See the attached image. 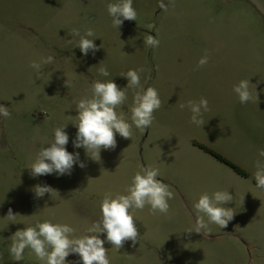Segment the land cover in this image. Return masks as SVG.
Listing matches in <instances>:
<instances>
[{"label": "rangeland", "instance_id": "obj_1", "mask_svg": "<svg viewBox=\"0 0 264 264\" xmlns=\"http://www.w3.org/2000/svg\"><path fill=\"white\" fill-rule=\"evenodd\" d=\"M117 2L0 0V104L10 112L7 118L0 115V264H46L30 248L22 261L9 253L15 232L37 223L68 225L74 229L71 238L95 234L88 230L101 219L106 194L127 195L142 167L159 170L157 178L172 193L169 211L153 214L150 205L130 209L138 242L127 241L117 251L106 241L110 264H264V191L254 180L256 162L264 164L259 155L264 150V0H175L168 11L159 8V0H133L137 19L125 20L119 29L106 7ZM72 29L81 35L92 29L89 38L99 50L84 56ZM146 35L157 36L159 46L147 47ZM206 54L208 63L198 67ZM48 56L54 63L40 71L30 67ZM100 67L110 75H99ZM140 68L141 86L158 90L161 108L150 128L141 132L133 124L131 139L117 134L116 148L102 150L93 161L72 143L74 101L91 98L97 80L113 79L124 88L121 74ZM241 80L250 81L252 94L244 104L233 91ZM135 91L126 89V101L115 109L130 124ZM201 97L208 111L202 109L205 124L197 126L190 110L179 105ZM65 125L67 150L79 152L86 166L75 165L71 175L32 177L28 168L38 152L49 146L54 129ZM38 184L57 192L37 198ZM217 191L233 196L221 205L235 213L226 228L194 208L202 194ZM9 208L14 220L6 217ZM197 216L207 235L186 233ZM66 259L82 264L77 254Z\"/></svg>", "mask_w": 264, "mask_h": 264}, {"label": "clouds", "instance_id": "obj_2", "mask_svg": "<svg viewBox=\"0 0 264 264\" xmlns=\"http://www.w3.org/2000/svg\"><path fill=\"white\" fill-rule=\"evenodd\" d=\"M158 6L163 11H168L169 7L175 8V0H169L168 4H165L164 0H159ZM106 7L112 17L113 27L117 29L123 25L125 20L136 21L137 19L133 0H119V2L110 3ZM70 35L79 37L77 47L84 56L90 52L94 55L99 50L94 39L89 38L95 35L92 29H87L83 35L79 29H72ZM159 43L157 36L146 35L144 39V44L153 49L158 47ZM52 63H54V58L48 56L42 60V63L33 61L30 67L40 71L42 65ZM207 63L208 56L206 54L199 60L198 67H203ZM98 71L101 76L110 75L106 67H100ZM143 71L144 69L140 68L121 74L127 79V85L124 88H120L113 79L107 82L97 80L92 85L93 95L91 98L74 101L78 113L75 116V122L72 123L77 128L76 137L72 141L74 148H83L87 157L93 161H99L102 150L116 148L117 134L124 139H131L133 124L141 132L150 128L154 119L153 113L161 108L162 102L157 89L147 87L145 90L141 86L139 73ZM249 84V80H241L233 88L242 104L252 99ZM65 86L70 88L73 85L67 79ZM129 88L139 89L134 92L133 96L132 124L119 116L115 110L117 106L123 105L126 101V89ZM179 107L181 110L185 107L190 110L192 113L191 123L197 126L205 124L202 119V109L208 111L206 98L201 97L198 103L189 100L187 104H180ZM0 115L6 118L10 116L8 108L3 104H0ZM67 125L55 128L54 138L49 146L40 149L36 159L28 168L31 170L32 177L51 174L71 175L75 165L78 164L81 168L86 166L80 160L79 152L72 153L66 148L69 143V135L65 131ZM259 155L264 157V150H261ZM256 168L257 171L254 173L256 186L264 189V164L257 161ZM158 176V169L142 167L141 171L133 176L132 184L127 189V195L120 194L112 198L111 194H106L100 206L101 219L88 230L95 234L71 238L70 234L74 233V229L70 226L45 221L37 223L35 227L17 230L14 234L15 239L9 248L10 255L14 261H22L24 250L30 248L35 256L41 261H46V264H68L66 258L70 254H77L82 264H110L107 249L104 246L106 241L117 251L127 241H131L133 246L138 242L139 232L130 209L142 210L145 205H150L153 214L156 212L168 213L170 207L168 200L172 198V193L168 190V186L157 178ZM53 192L57 191L47 184L34 186L37 198L44 197L46 193L51 195ZM232 200L233 196L228 191H217L211 197L205 193L199 197L194 208L197 213H204L211 223L226 228L235 213L230 208L221 205H226ZM15 216L16 214L9 208L6 217L14 220ZM206 227L203 218L197 216L195 227L186 230V233L195 232L207 235V232L204 231ZM98 234H105V239H101Z\"/></svg>", "mask_w": 264, "mask_h": 264}, {"label": "trees", "instance_id": "obj_3", "mask_svg": "<svg viewBox=\"0 0 264 264\" xmlns=\"http://www.w3.org/2000/svg\"><path fill=\"white\" fill-rule=\"evenodd\" d=\"M205 149V151H207L209 154H211L212 156H214L216 159H218L219 161L229 165L234 171H236L237 173L239 174H242V175H246L242 170H240L239 168L233 166L232 164H230L228 161H226L224 158H222L220 155L212 152L211 150L205 148V147H202ZM255 184H256V181H255ZM264 191V189H262Z\"/></svg>", "mask_w": 264, "mask_h": 264}]
</instances>
